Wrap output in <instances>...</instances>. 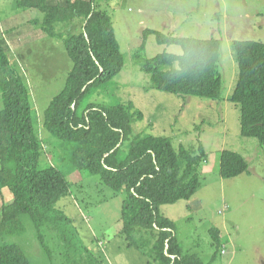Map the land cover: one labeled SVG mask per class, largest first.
I'll return each mask as SVG.
<instances>
[{"label": "trees", "instance_id": "obj_1", "mask_svg": "<svg viewBox=\"0 0 264 264\" xmlns=\"http://www.w3.org/2000/svg\"><path fill=\"white\" fill-rule=\"evenodd\" d=\"M17 8L41 10L42 21L37 23L35 18L31 22L49 36L63 39L73 61L64 88L51 100L43 119L50 133L72 144L73 168L99 176L115 193L127 192L121 231L132 246L143 252L147 243L141 237L147 234L149 241L153 240L150 256L160 264H207L197 254L184 253L175 222L161 213L162 204L189 200L198 191V167L207 157L203 144L176 148L172 139L163 136L138 134L134 138L133 124L144 114L133 102H86L91 92L105 89L124 67V54L109 11L96 0H19ZM155 33L159 43L179 44L183 53L165 51L148 58L143 54L145 45L141 46V69L150 75L152 87L221 99V40ZM233 50L239 76L229 99L240 105L241 133L258 139L264 150V42L235 40ZM0 99V198L7 191L11 199L0 206V264H35L18 236L31 222L40 245L52 257L48 231L71 222L57 204L70 195L72 182L51 161L42 165L44 143L35 124L30 87L2 39ZM248 167L240 153L221 152L222 177L239 176ZM73 235L80 243L77 250L86 253L82 264H104L77 233L73 231ZM211 235L219 248L220 230L211 229ZM72 264H80L79 259Z\"/></svg>", "mask_w": 264, "mask_h": 264}, {"label": "rangeland", "instance_id": "obj_2", "mask_svg": "<svg viewBox=\"0 0 264 264\" xmlns=\"http://www.w3.org/2000/svg\"><path fill=\"white\" fill-rule=\"evenodd\" d=\"M18 1L0 0V39L6 42L11 61L19 66L29 84L35 124L44 143L42 165L51 161L72 182L70 195L57 204L71 222L48 231L52 257L40 245L31 222L26 224L27 231L18 236L22 246L35 264H72L77 259L82 264L86 253L77 250L80 243L74 231L104 264H160L156 257L150 256L153 240L149 241V235L142 234L147 245L141 252L121 231L127 192L115 193L99 176L74 169L72 144L61 141L43 126L44 113L64 88L73 61L63 39L49 36L37 24L44 13L38 8L19 9ZM96 3L113 18L124 67L105 89L91 92L86 102L104 105L133 102L144 114L142 120L133 124L134 138L138 134L163 136L172 139L176 148L199 147L202 143L207 157L198 167L201 181L198 191L189 200L162 204L161 213L175 222V232L185 254H197L207 264H264V150L258 139L241 133L240 105L229 99L239 76L233 42H264V0H96ZM33 18H37V23L31 22ZM155 31L168 36L221 40V99L179 95L152 87L150 75L141 69L138 57L141 46L145 45L143 54L148 58L165 51L183 53L179 44L159 43ZM223 150L240 153L249 164L248 170L236 177H222ZM10 201L5 191L0 206ZM213 228L220 230L219 248L211 235Z\"/></svg>", "mask_w": 264, "mask_h": 264}, {"label": "crops", "instance_id": "obj_3", "mask_svg": "<svg viewBox=\"0 0 264 264\" xmlns=\"http://www.w3.org/2000/svg\"><path fill=\"white\" fill-rule=\"evenodd\" d=\"M33 19H35V18H33ZM31 31H33V30H31ZM39 33H42V32H39Z\"/></svg>", "mask_w": 264, "mask_h": 264}]
</instances>
